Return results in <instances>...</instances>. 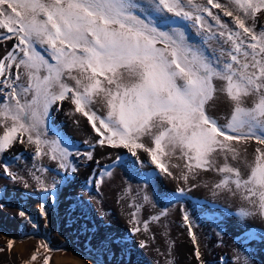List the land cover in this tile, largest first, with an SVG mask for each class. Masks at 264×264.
<instances>
[{
    "label": "snow or ice",
    "instance_id": "1",
    "mask_svg": "<svg viewBox=\"0 0 264 264\" xmlns=\"http://www.w3.org/2000/svg\"><path fill=\"white\" fill-rule=\"evenodd\" d=\"M211 9L230 17L234 28ZM262 13L264 0H0V43L15 41L0 56V153L27 143L35 157L48 155L66 169L72 152L63 138H47V119L53 105L67 100L101 147L124 148L134 157L142 150L160 173L185 183L199 171L216 172L222 178L213 194L238 197V219L264 218ZM37 45L47 47L54 63ZM221 97L231 109L224 124L209 112ZM251 142L256 147L248 161ZM85 155L93 159L91 152ZM173 158L183 164L171 163ZM229 160H244L246 174ZM0 168L18 179L8 164ZM35 179L45 192L60 183L45 186L40 176ZM184 194L181 187L172 196ZM184 222L195 259L206 264L187 214ZM36 259L33 254L27 264ZM50 259L45 256L43 264Z\"/></svg>",
    "mask_w": 264,
    "mask_h": 264
},
{
    "label": "rangeland",
    "instance_id": "2",
    "mask_svg": "<svg viewBox=\"0 0 264 264\" xmlns=\"http://www.w3.org/2000/svg\"><path fill=\"white\" fill-rule=\"evenodd\" d=\"M220 2L226 3L227 0ZM208 7L211 8L210 5ZM211 10L234 28L230 17H223L218 9ZM205 17L215 31V22L206 14ZM248 23L251 24L252 21L249 20ZM257 24L264 27V13L259 14ZM187 30L193 40L198 39L191 22H187ZM38 49L40 50L39 47ZM45 57L54 63L50 57ZM64 103L59 106L62 118L73 121L80 141H91L96 146V134H88L85 117L75 113L73 105L65 101ZM54 120L50 114L47 119L48 139L55 138ZM145 143H150L147 138ZM70 151L72 155L68 157L69 166L66 169L59 168V161L52 160L48 155H43L47 171L36 169L25 160L10 164V170L18 177L15 181L3 175L0 168V189L19 185L34 195L43 191L41 204L45 208L41 223L35 206L17 204L19 211H24L25 218L32 221V227L17 231L12 225H8V219L3 215L0 206V264H27L33 254H36L37 259L31 264H43L45 256L51 257V262L52 257L59 253L62 256L71 254L69 261L80 257L86 262H92L90 264H199L195 259V246L188 234V226L184 222L185 214L192 222V231L197 237L201 259L206 264H245V261L247 264H264V238L255 225L239 224V219L233 215L230 205L227 208L220 207V211L209 203L195 206L196 202L199 205L204 203L199 199L194 200L193 193L204 195L198 192H192L190 199L180 196L179 199L168 201L166 196L173 198L172 194L178 188H186V185L184 181L163 173H160L158 182H155L156 178H152L146 183L128 165L117 166L105 172L98 190L85 187L88 193L86 199L78 197L80 183L77 186L75 182L71 183L72 187L65 193L64 179L71 171L73 157V150ZM91 153L100 163H106L114 155L99 150H91ZM4 159L5 153H0V163L6 164ZM171 163L182 165L183 161L173 158ZM87 170L88 168L81 176H85ZM171 170L174 175L178 174V169ZM36 176L44 180L45 186H50L54 180H59L60 183L55 189L50 188L45 192L36 182ZM203 176L205 175L202 171H199L191 178L192 184L198 183ZM208 178L205 176V179ZM161 187L169 188L166 196L162 195L165 193L160 191ZM52 192L55 193V199ZM5 203L7 202L3 201L0 204ZM162 212L166 214L161 215ZM133 213L136 214L135 219ZM100 219L104 221L103 224ZM134 228L140 230L134 232ZM9 240L14 241L11 250L8 248ZM43 244H47L52 251H46L41 247Z\"/></svg>",
    "mask_w": 264,
    "mask_h": 264
},
{
    "label": "bare ground",
    "instance_id": "3",
    "mask_svg": "<svg viewBox=\"0 0 264 264\" xmlns=\"http://www.w3.org/2000/svg\"><path fill=\"white\" fill-rule=\"evenodd\" d=\"M187 23V22H186ZM2 31V30H0ZM14 40L11 41H6L3 43H0V56L5 54V47L10 49L12 47V44L14 43ZM37 47L40 48V51L50 57V53L47 49L46 46L41 48L39 45ZM70 84H73V81H67ZM66 103H70V101H65ZM64 103V102H63ZM65 104V103H64ZM61 105L60 102H58L56 105H53L52 110H51V118L55 119L54 122V133L56 137H61L64 139L65 143L69 146L70 149L73 150V157H72V165H71V171H69V175L64 181H66V186L64 188V192L66 193V190H70L72 187L70 184L75 182V186H77L78 183H80V187L78 189L80 190L78 193V197L81 198H87L88 193L86 192V188H95L96 190L99 189V184L103 180V176L106 171H109L111 169H114L117 166H129L133 172L137 173L141 177L145 178L147 175L149 177V180L152 178H156L158 180L160 179V172L155 168L154 165H152L150 158L148 157L147 153H143L142 151L137 150V156H132V154L124 148H118V149H113L109 148L107 146L101 147L99 144L95 143L96 146L93 144L91 141L87 142H82L78 139L77 132L78 130L75 128V124L73 121L66 120L62 118L63 114L61 113V109L57 111L56 109L59 108ZM251 105V100L248 101V106ZM97 109L100 111H104V109L101 107V105L97 104L95 106ZM209 112L211 115H213L221 124H224L227 122V117L230 116L231 114V109L230 107L223 102V97H221L219 100H217L214 105L209 109ZM65 115V114H64ZM83 118V117H82ZM86 119V118H85ZM87 127L89 129L88 134H95V132L91 129L90 125L87 123ZM3 129L0 128V133H2ZM92 134V135H93ZM91 136V135H88ZM96 141V136L94 137ZM255 143L251 142L249 151L247 153V160L250 161L252 159V155L254 153L255 149ZM94 150H99L100 152L106 151L107 153L111 152L114 153L112 157H110L107 162H102L100 163L99 161H96L97 158H93L92 160H88L87 156L85 155L88 152H91ZM80 153V155H76V153ZM5 153V159L4 162L8 165L12 163H19L21 160H25L29 163L30 166L36 168V169H45L47 167V163H45L43 156L37 158L35 157V147L34 145H29L27 143L21 144V143H14V145ZM102 155V154H101ZM145 155V156H144ZM119 157V159H117ZM219 163H223V157H218ZM88 162H91V165H88ZM229 163L232 164L234 167L240 168L242 174H246L247 172V166L244 160L240 161H232L229 160ZM73 168L75 171H73ZM86 171L85 176H81L83 171ZM202 174L205 176H208V180L205 179V176L200 179L198 183L192 184L191 177L188 183H185V194L181 196L182 198L185 199H190V195L192 192H198L204 195H196L192 194V196L195 199H199L200 201H204V203L199 205L197 202L195 203V206L200 207L204 205H208V203L211 205H214V207L220 211V207H226L228 205L233 208L232 213L233 215L237 216L236 213L243 203L238 197H233L230 193L228 192H217V194H213L214 189L212 188V185L215 182H218L222 177L216 173V172H204L202 171ZM184 184V183H183ZM193 185H195L193 187ZM169 188H162L160 191L163 196H166V191ZM26 188H22L19 185L16 186H8L7 188L0 189V203L3 201L7 202L5 204H0L3 210V215L5 218L8 220V225H12L17 231L22 230V229H27L32 227V221L28 220L25 218V216H20L19 215V209L17 208V204H23V206H35L38 214V219L41 221L44 220L45 214L41 213V201L44 198L43 191L42 192H37L34 195ZM66 195V194H64ZM176 199H179V197H175ZM165 199L168 201L173 200L174 198L166 196ZM211 199V201L209 200ZM194 202V201H193ZM223 205H222V204ZM93 204V203H92ZM209 205V206H210ZM94 207V205H92ZM95 208V207H94ZM217 211V212H218ZM237 219V218H236ZM100 221H102L100 219ZM239 224H245L246 226H253L255 225V228H258L260 230L259 232L263 235L262 237L264 238V218H261L259 215H254L249 218H239ZM104 221L100 222L103 224ZM240 226V225H239ZM242 227V226H240ZM254 232H252L253 234ZM128 236H126L127 238ZM129 238V237H128ZM131 239L128 240L130 242ZM20 246V244H18ZM71 257V254L62 256L59 254H55L52 257V260L50 264H90L92 262H86V260L81 259L80 257H76V259H73L69 261Z\"/></svg>",
    "mask_w": 264,
    "mask_h": 264
}]
</instances>
